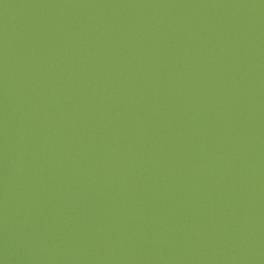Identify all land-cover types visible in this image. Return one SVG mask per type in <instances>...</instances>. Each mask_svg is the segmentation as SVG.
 Segmentation results:
<instances>
[{"label":"water","instance_id":"obj_1","mask_svg":"<svg viewBox=\"0 0 264 264\" xmlns=\"http://www.w3.org/2000/svg\"><path fill=\"white\" fill-rule=\"evenodd\" d=\"M0 264H264V0H0Z\"/></svg>","mask_w":264,"mask_h":264}]
</instances>
